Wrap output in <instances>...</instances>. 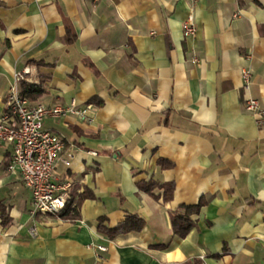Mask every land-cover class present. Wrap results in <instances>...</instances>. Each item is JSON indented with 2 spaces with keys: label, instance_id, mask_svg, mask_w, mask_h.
<instances>
[{
  "label": "crops",
  "instance_id": "crops-1",
  "mask_svg": "<svg viewBox=\"0 0 264 264\" xmlns=\"http://www.w3.org/2000/svg\"><path fill=\"white\" fill-rule=\"evenodd\" d=\"M22 81H43L31 103L89 106L43 122L65 142L56 171L79 218L32 213L0 143V264H264V121L245 109L264 108V0H0V114ZM199 200L174 235L170 212ZM130 215L141 230L98 231Z\"/></svg>",
  "mask_w": 264,
  "mask_h": 264
},
{
  "label": "built area",
  "instance_id": "built-area-1",
  "mask_svg": "<svg viewBox=\"0 0 264 264\" xmlns=\"http://www.w3.org/2000/svg\"><path fill=\"white\" fill-rule=\"evenodd\" d=\"M181 27L184 37L195 36L197 28L193 15L189 14ZM192 61L197 62V58L193 57ZM29 73V67H25L16 73V81L27 79ZM241 75L246 86L251 78L250 72L243 70ZM4 104V111L0 114V143L11 147L7 171L16 175L29 189L32 213L58 215L66 206L72 183L67 178L61 179L56 171L65 142L59 134L44 129L43 122L66 114L86 119L89 106L78 107L74 100L55 106L31 103L20 94L19 87H12ZM245 109L256 114L258 123L264 121V108L259 107L255 99L247 98ZM96 249L104 251L106 247L98 245Z\"/></svg>",
  "mask_w": 264,
  "mask_h": 264
},
{
  "label": "trees",
  "instance_id": "trees-1",
  "mask_svg": "<svg viewBox=\"0 0 264 264\" xmlns=\"http://www.w3.org/2000/svg\"><path fill=\"white\" fill-rule=\"evenodd\" d=\"M70 29L68 28L69 34ZM71 41V38L67 39ZM43 81H40L38 84H31L25 81L19 83V90L20 94L27 99L35 98L36 96L40 95L43 92ZM94 101V99H92ZM158 164L161 167H166L171 165L169 162H165L163 160H159ZM138 187L147 192L152 194V191L155 188H161L162 198L165 201H168L172 198L173 193V183L172 182H163L159 183L154 180L143 181L138 184ZM88 196H91L89 194ZM158 198V196H154ZM80 203V198L78 200L74 199L73 192L71 189L69 190V199L66 203L65 208L58 214L63 219L67 220H76L79 218L78 214V206ZM203 201L199 200L196 204H181L176 209L170 212V223L172 227V232L174 235L178 237H184L190 229L194 225V221L192 220V215L196 214L200 207L202 206ZM103 218L99 219L98 223V231L107 235L109 238H113L118 234L127 233L130 231H139L145 224V219L138 216V215H130L127 216L123 221L118 223L115 227H108L107 225H103Z\"/></svg>",
  "mask_w": 264,
  "mask_h": 264
}]
</instances>
